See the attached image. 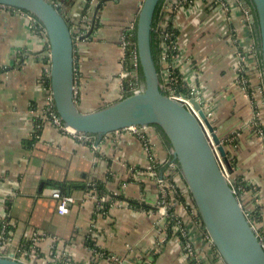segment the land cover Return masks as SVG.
<instances>
[{"label": "crops", "instance_id": "1", "mask_svg": "<svg viewBox=\"0 0 264 264\" xmlns=\"http://www.w3.org/2000/svg\"><path fill=\"white\" fill-rule=\"evenodd\" d=\"M143 1H56L74 31L75 101L80 111L94 112L127 96L126 41ZM243 1L247 3L193 0L176 13L172 24L179 32L180 58L174 65L213 112L211 122L227 144L229 172L242 188L243 206L255 229L264 234V138L253 126L255 110L261 108L240 80L239 69V55L254 47L256 57L246 66L252 87L260 84L253 69L255 61H261L259 30ZM49 51L46 37L36 32L27 12L0 5V220L8 227L6 253L30 251L36 247L34 239L43 235L38 251L60 258L62 264L67 258L69 264H225L202 222L181 204L176 213L190 231L200 262H189L180 238L169 236L139 136L121 130L94 138L95 149L46 120ZM145 132L156 160L169 161L170 148L155 128ZM95 182L105 183L113 197H122L107 216H96L88 189ZM61 186L71 199L64 215L54 198ZM93 222L96 233L91 236ZM159 222L164 231L158 230Z\"/></svg>", "mask_w": 264, "mask_h": 264}, {"label": "water", "instance_id": "2", "mask_svg": "<svg viewBox=\"0 0 264 264\" xmlns=\"http://www.w3.org/2000/svg\"><path fill=\"white\" fill-rule=\"evenodd\" d=\"M56 1L0 0V5L29 13L45 28L52 103L60 120L79 135L98 139L130 127L160 128L204 229L224 263L264 264V247L230 183L227 151L214 126L198 102L192 100L209 133L183 100L162 89L151 48L160 0H144L136 22L135 46L144 79L142 90L90 113L80 111L75 101L74 31ZM251 1L258 19L264 83V0ZM255 16L251 12L253 23ZM0 264L27 263L0 256Z\"/></svg>", "mask_w": 264, "mask_h": 264}, {"label": "built area", "instance_id": "3", "mask_svg": "<svg viewBox=\"0 0 264 264\" xmlns=\"http://www.w3.org/2000/svg\"><path fill=\"white\" fill-rule=\"evenodd\" d=\"M193 0H176L173 4L169 5L170 2L167 0V4L165 6V15H164V22L161 25V37L163 39L162 42V60L164 64H167L168 66L163 69L161 75V82H162V89L163 91L171 96L178 99L183 100L192 111L196 110L194 104L192 103V100H195L199 103L201 106V109L206 114V117L209 121L213 118V112L209 108H205L203 103V99L201 98V93L195 88L189 85L187 82L184 81V78L176 71L175 69V63L176 60L180 58L179 54V48H178V37L179 32L178 29L175 27L174 23L172 24V18L176 13H178L181 9L184 8V6L188 5ZM56 4V3H55ZM57 7H59L56 4ZM221 6L227 10L228 6L221 2ZM7 7V6H4ZM10 8V7H7ZM30 19L33 21L35 25L36 32L44 35L46 37V31L42 24L38 22V20L27 13ZM132 34H129V39L126 41V57L127 53L129 51L130 55V63L134 70L127 71L123 74V78H127L129 80V77H132L131 79H136L137 76H133V73L136 72L137 67V54H136V46L135 43L131 41ZM50 52V51H49ZM248 54L241 53L239 55V66H240V80H242L243 85L245 88L250 89V94L253 97V102L255 105H259L261 108L260 110H255V115L253 118V126L256 128L258 134L264 138V83H263V74H262V65L261 62L255 61L253 64V69L257 70L259 73V78L261 80L260 84L257 87H252L251 85V79H250V71L246 66V62L248 59L252 56L256 57L255 48H250V51L247 52ZM170 58L172 64H168L167 59ZM126 59V58H125ZM136 62V63H135ZM124 67L125 66V60H124ZM137 73V72H136ZM130 79V80H131ZM137 83H135L136 85ZM180 85L179 92H177L175 89ZM132 86H134L132 84ZM141 88V87H140ZM125 89V88H124ZM142 89H137L133 92V94L140 92ZM185 90V91H184ZM258 96V100H257ZM49 107L44 111L43 116L46 117V120L51 122L53 125H55L63 134L69 135L76 139L78 142L83 143H90L93 148L98 149V145L94 143V137H88L79 135L77 132H75L73 129L66 126L58 117V115L55 112V109L53 107L52 103V96L49 100ZM126 131H130L134 135H137L141 138V141L144 145L145 150L148 153L150 164L148 165L146 169V173L152 176L154 179V183L157 186L158 190V206L160 207L161 214L160 218H162L166 223L170 225V228L175 232L179 233L178 237L181 240L182 249L184 250V254L189 262H200V252L197 250L195 245L192 242V237L190 235V231L185 226L181 218L176 213V207L181 204L184 209L187 211V213L194 219L199 220V215L197 212L196 207L194 206L189 193L185 186H183L181 181V175L178 172V165L173 160L169 161H159L156 160L154 156V147L152 146V142L150 138H148L145 134V129L140 128H130L126 129ZM164 165V169L157 170V167ZM230 183L235 191V193H240L241 188L236 187L233 180H231V177L229 176ZM239 191V192H238ZM54 198L59 201L58 211L61 215L68 214L69 213V204L71 203L70 197H67L63 195L60 192L54 193ZM90 198L94 202H96V216L102 217L107 216L108 212L106 209V203L112 202V198L110 196H99L94 190L90 192ZM112 207L115 203H112ZM248 215V213H247ZM1 221V220H0ZM3 227L0 230V256L5 257H13L21 262L27 263V264H62L60 263V258L53 257V256H43L38 251L37 243L43 238V235H38L34 239V247L32 250H22L18 254H8L6 253L7 247L9 245V237L8 235V227L7 224L3 221ZM158 230H162L161 222L157 224ZM95 228L96 223L93 222V226L90 229L91 236L95 235ZM169 228V229H170ZM259 235V238L262 242V245L264 247V234H261L260 232H257ZM209 242L211 243V240L208 238ZM166 240H162L164 242ZM212 245V243H211ZM95 252L99 253L98 249L94 248ZM101 254V253H100ZM104 255V254H102ZM70 259L67 258L65 261V264H69ZM148 264V263H144Z\"/></svg>", "mask_w": 264, "mask_h": 264}, {"label": "trees", "instance_id": "4", "mask_svg": "<svg viewBox=\"0 0 264 264\" xmlns=\"http://www.w3.org/2000/svg\"><path fill=\"white\" fill-rule=\"evenodd\" d=\"M247 1V3L249 4V6H250V9H251V11L253 12V14H254V16L256 15V11H255V9H254V5H253V3L251 2V1H249V0H246ZM167 2V0H160V3L158 4V6H157V9H156V12H155V17H154V23H153V31H152V39H151V48H152V54H153V58H154V61H155V63H156V67H157V69H158V71L162 74V71H163V60H162V42H163V39H162V37H161V33H162V31H161V25H162V23L164 22V15H165V6H166V3ZM37 19V18H36ZM39 22V21H38ZM40 23V22H39ZM41 24V23H40ZM255 25L257 26V28H258V19H257V17L255 16ZM179 34V33H178ZM131 41L132 42H134V43H136V38H135V33L134 34H132V37H131ZM130 53L128 52L127 53V57H126V59H125V66H126V70H129V71H132V70H134L133 69V67H132V65H131V63H130ZM167 62H168V64H172V63H170L171 62V59L170 58H168L167 59ZM261 62V61H260ZM261 65H262V62H261ZM136 72H137V78L136 79H134L133 81H135L137 84H138V87H142L143 86V83H144V79H143V75H142V69H141V66H140V64L138 63V66H137V68H136ZM129 87L130 88H133V86H132V83H129V82H127V83H125V90H126V94H127V96H130V95H132V91H129ZM179 89H180V85H178V87L175 89L177 92H179ZM185 91V90H184ZM153 128H155V130H156V132L162 137V139H163V142H164V144L166 145V147H168V148H170V146H169V144H168V141H167V139H166V137H165V135H164V133L161 131V129L160 128H158V127H156V126H153ZM223 145L224 146H227V144H224L223 143ZM226 148V147H225ZM170 160H173V156H170ZM158 169H160V170H163L164 169V167H162V166H159V167H157V170ZM178 172L180 173V170L178 169ZM180 175H181V173H180ZM182 176V175H181ZM183 178V177H182ZM185 185V187H186V189H187V186H186V184H184ZM235 185H236V183H235ZM236 187H238V186H236ZM238 188H241V187H238ZM89 190H93L94 189V191L101 197V196H112V202H109V203H106V211L109 213V211H110V209H111V207H112V203H115V202H117L118 200H122V197H113V194H111V193H109V191L107 190V188H106V184L105 183H101V182H95V184L94 185H91L89 188H88ZM61 192L60 193H62L63 195H66L65 194V190L63 189V186H61ZM187 191H188V189H187ZM189 193V192H188ZM242 188H241V190H240V193H239V195H238V193H236V195L238 196V198H239V200H240V202L242 203V205H243V200H242V198H241V196H242ZM189 196H190V194H189ZM190 198H191V196H190ZM192 200V199H191ZM193 202V201H192ZM244 207V206H243ZM244 210H245V212H248V210H246L245 209V207H244ZM249 213V212H248ZM199 215V214H198ZM248 219L250 220V214L248 215ZM199 220L201 221V218H200V216H199ZM199 221V222H200ZM251 221V220H250ZM202 222V221H201ZM2 227H3V223L0 221V230L2 229ZM202 228H203V230L205 231V229H204V226H202ZM173 230L170 228V230H169V236H173V235H177V236H179L178 234L179 233H175V234H173L174 232H172ZM259 232V231H258ZM205 233H206V231H205Z\"/></svg>", "mask_w": 264, "mask_h": 264}, {"label": "rangeland", "instance_id": "5", "mask_svg": "<svg viewBox=\"0 0 264 264\" xmlns=\"http://www.w3.org/2000/svg\"><path fill=\"white\" fill-rule=\"evenodd\" d=\"M135 30H136V27L134 28V30H133V32L131 33V34H134L135 33ZM129 52V51H128ZM136 60H137V66H138V58H136ZM168 65L167 64H163V68L165 69L166 67H167ZM137 68V67H136ZM134 79H129V83H132L134 86H133V88H130L129 87V91H132V94H133V92L135 91V90H137L138 88L139 89H142L143 88V86L140 88V87H138V84H136L135 85V81H133ZM192 87H194V86H192ZM202 98V97H201ZM212 123V122H211ZM212 125H213V123H212ZM223 143V142H222ZM230 177H231V175H230ZM181 180H182V182L185 184V182H184V180H183V178H182V176H181ZM231 180H233L232 179V177H231ZM234 181V180H233ZM235 183V182H234ZM239 192V191H238ZM238 195H239V193H238ZM240 196V195H239ZM214 250H215V253H216V255H217V257H218V259H220L221 261H223L222 260V258H221V256L219 255V253L217 252V250L214 248ZM224 263V262H223Z\"/></svg>", "mask_w": 264, "mask_h": 264}, {"label": "bare ground", "instance_id": "6", "mask_svg": "<svg viewBox=\"0 0 264 264\" xmlns=\"http://www.w3.org/2000/svg\"><path fill=\"white\" fill-rule=\"evenodd\" d=\"M171 1V0H170ZM200 121H201V123L205 126V128H206V130H207V132L209 133V131H208V129H207V126L205 125V122H204V120L201 118V116H200V113H199V111H197V110H194V111H191ZM211 122V121H210ZM130 128H138V127H130ZM130 128H127V129H130ZM140 129H146V128H140ZM124 130H126V129H124ZM216 131V130H215ZM226 167V166H225ZM227 168V167H226ZM179 169V168H178ZM230 170H228V172H229ZM231 174H230V172H229V176H230ZM192 199V198H191ZM193 201V200H192ZM193 204H194V202H193ZM195 206V205H194ZM247 213L248 212H246V215H247ZM248 215H249V213H248ZM248 215H247V217H248ZM257 231V230H256ZM258 232V231H257ZM212 243V242H211ZM213 245V244H212Z\"/></svg>", "mask_w": 264, "mask_h": 264}, {"label": "flooded vegetation", "instance_id": "7", "mask_svg": "<svg viewBox=\"0 0 264 264\" xmlns=\"http://www.w3.org/2000/svg\"><path fill=\"white\" fill-rule=\"evenodd\" d=\"M59 8V7H58ZM60 9V8H59Z\"/></svg>", "mask_w": 264, "mask_h": 264}]
</instances>
